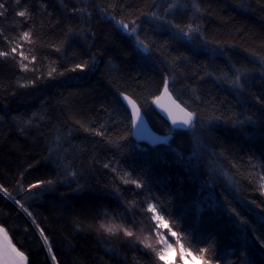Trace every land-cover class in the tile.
<instances>
[{"label":"trees","instance_id":"obj_1","mask_svg":"<svg viewBox=\"0 0 264 264\" xmlns=\"http://www.w3.org/2000/svg\"><path fill=\"white\" fill-rule=\"evenodd\" d=\"M143 2L144 0H122L125 5L133 7L140 6ZM159 2L167 3L169 0ZM9 3H12V0H9ZM21 3L32 11L35 32L43 41V44L38 42L35 45L37 66L39 67L41 62L47 64L49 60H61V55L47 45L61 37L67 24L79 25L80 21L65 14L61 0H21ZM42 3L48 5L47 12L42 9ZM64 3L69 7L77 6L75 0H64ZM204 5H210L212 10L202 21L206 35L209 40L228 41L234 60L248 57V53L244 51L246 48L264 51V12L257 8L256 0H204ZM13 8L14 3L12 8H9L7 18H0V28H3L10 38L30 26L28 22H24L26 26H21L23 18L16 17ZM254 8L256 11L251 10ZM117 18H120L119 15ZM128 18L131 17H126ZM57 19L61 21L59 25L56 24ZM91 27L95 33L94 38L89 37L87 43L75 38L72 47L64 53L70 58L66 66L76 62L71 59L73 51L85 60L89 58V53L96 55L98 65L91 72L69 73L56 80L41 81L36 89H23L17 81L23 83L34 78L33 74L19 69L16 61L0 58V113L6 114L5 120L0 121V183L8 187L13 196L21 200L33 213L37 223H40L53 242V249L61 264H76L77 261L80 264H150L152 253L149 251L146 255L147 250L138 244L135 237L124 238L123 233H120L116 237L98 239L94 232L81 231L73 223L77 213H85L91 220L95 216L103 219V213L107 212L116 217V223H123L134 231L135 236L141 239L151 238L153 226L151 214L146 211L147 203H156L158 210L161 204L167 206V212L171 213V216L163 212L161 215L168 222L170 231L179 234L177 240L186 249L196 254L197 246L188 235L189 230H194L201 240L215 239L218 253L223 257L221 264H226L227 261L236 262L238 258L240 264H243L240 253L244 251V238L246 236L255 242L254 237L250 230L241 234L235 217L227 211L225 197L232 207H236L242 215L259 227V215H249L247 208L254 209L256 213L264 212V208L251 204V201L264 204V193L258 190L257 183L249 185L244 178L247 172L244 165L247 164L248 157L253 156L257 160L264 158V126L259 122V106L252 108L248 113L256 114L255 124L241 128L217 122L219 127L215 135L218 140L214 146L218 150L225 149L227 159H217L214 187H210L213 181L208 179L203 163L196 172L198 179L194 180L177 157L178 151L184 152L185 156L190 155L187 147L190 133L181 129L169 132L171 124L151 104L152 97L159 94L162 86L160 70L148 59L149 53L136 44L135 37L129 36L114 21L102 18L98 13H94ZM142 27L144 30L140 31V38L143 40H156L162 44L169 39L167 34L159 33V30L154 31L155 26L152 24L145 23ZM233 44L237 47L232 48ZM196 45V41H172L168 51L174 56L181 53L190 54ZM29 47L25 44L26 54ZM7 48L6 42L0 36V50ZM211 56V52L199 55L194 64L207 62ZM155 58L158 61V53ZM110 62L121 70V76L136 78L121 80V91H126L142 106L144 101L149 102L151 106L148 108L147 118L155 131L162 135L171 134L169 142H161L152 147L136 142L131 135L126 147L118 151L109 145L104 137L84 131L75 123L80 120L85 126L91 123L92 127H99L109 121L106 136L115 139L117 134H125L127 115L119 108L118 102H124L116 94V82L109 83L115 74L109 73ZM218 63L223 65V60ZM248 66L252 67L251 64ZM253 76L255 79L251 91L259 93L264 88L260 80L261 73L256 71ZM194 79L195 77L188 83H192ZM183 83L184 81H181L177 84V91L173 92L182 104L191 99L187 90L181 88ZM202 91L205 98L215 97L218 102L227 97V102L232 104L236 111L242 110L232 96L213 87L211 82L203 85ZM12 92L16 94L12 95ZM42 101L45 102L47 119L41 121L38 127L20 131L12 117L19 114L28 116L33 111L42 110ZM105 109L112 112L111 117L106 114ZM224 114L232 113L225 109ZM121 119L124 124L115 123ZM57 127L61 129V134L66 133L68 129L72 130L70 143H64L63 148L69 149V159L72 155L77 157V167L83 165L87 171L88 166H91V171H87L86 175L91 187L74 193L61 185L55 192H45L42 197L25 200L24 197L28 193L18 194L15 187L19 173L28 169L25 173L26 179L22 181L25 187L28 183H34L37 178H47L54 174L52 163L44 157L47 156V145L56 135ZM113 157L120 162L122 169L132 173V179L145 182V188L139 189L134 184L123 185V198L115 193L102 194L101 186L112 180L110 171L102 165ZM231 161L241 165L239 172L231 167ZM29 165L34 167L29 168ZM225 172L227 175L223 174ZM230 176L236 183L229 181ZM84 182L81 180V183ZM72 187H75V184ZM61 193L65 195L61 196ZM152 197H156V200ZM169 200L171 204L168 203ZM133 201L136 203L133 204ZM176 221L181 223L177 224ZM0 224L8 228L16 246L29 256V264H53L50 257H47V249L42 247L43 241L35 225L31 224L30 218L14 201L4 197L2 192ZM256 235L261 233L257 232ZM167 237L172 239L169 235ZM247 260L250 264H264V251H261L258 243L255 249L249 252Z\"/></svg>","mask_w":264,"mask_h":264},{"label":"snow or ice","instance_id":"obj_2","mask_svg":"<svg viewBox=\"0 0 264 264\" xmlns=\"http://www.w3.org/2000/svg\"><path fill=\"white\" fill-rule=\"evenodd\" d=\"M256 2L257 8L261 12H264V0H256ZM12 3L15 5V8L12 9L15 16L23 18L21 26H26L24 22H28L30 26H27V30L19 31L12 38L4 33L3 28H0V36L3 37L8 46L7 50H0V58L16 61L19 69H22L25 73L31 72L33 74L34 78L27 79L23 83H20L19 80L17 81L19 87L23 89H36L39 87L41 81L56 80L67 76L69 73L91 72L97 67L98 60L94 54L89 53V58L85 60L79 58L78 54L73 51L71 59L76 62L71 63L70 66H66L69 64V56L64 55L72 47L75 38L84 40L87 43L89 37H95V33L91 27L94 13H98L102 18L106 17L109 21H114L129 36L135 37L136 44L143 51L149 53L148 59L157 65L161 74L160 84L162 90L159 91L158 95L152 97L151 104L159 107L171 120L169 132H172L175 128L186 129L190 133L187 145L190 155L185 156L184 152L178 151L177 157L185 169L192 174L194 180L198 179L196 172L199 165L203 163L208 179L213 181L210 187H214V176L217 174V159L220 157L227 159L226 150L223 148L218 150L214 146L218 140V137L215 135L219 127L217 122L241 128L249 124H255L257 123V120L254 119L256 114L249 115L248 113L252 108L259 106V122L264 126V88L259 93L251 91V86L255 79L253 76L254 72L259 71L261 73L260 80L264 84V51L246 48L244 51L248 53V57L243 60H234L232 49L228 47V41L220 39L209 40L202 21L212 10L210 5L207 7L204 5V0H169L167 3H161L159 0H144L142 5L135 7L125 5L122 3V0H99V2L98 0H75L77 6L69 7L67 3H64V0H61L65 14L78 19L80 24H67L66 30L61 33V37H58L56 42L47 45L53 48L57 54L61 55L63 63H61V60H49L47 64L41 62L39 67L36 63L35 45L38 42L43 44V41L40 40V37L35 32L36 25L32 23L34 19L33 13L28 6L22 5L21 0H12ZM12 3H9V0H0V18H7L9 8H12ZM41 7L47 12V4L42 3ZM16 9L20 10L17 11ZM251 10L256 11L255 8ZM118 15L120 18H117ZM126 17L131 18L126 19ZM60 23L61 21L57 19L56 24L59 25ZM145 23L154 25V31L159 30V33L167 34L169 39L165 40L162 44L156 40L141 39L140 31L144 30L142 26ZM184 40L197 42L196 47L191 49L190 54L181 53L174 56L168 51L172 41ZM25 44L30 46L27 54L24 50ZM89 47L91 46L89 45ZM235 47L237 45L233 44L232 48ZM206 52L212 53L208 61L194 64L196 57ZM157 53L159 54L158 61L155 58V54ZM44 59L47 60L46 57ZM220 60H223V65L218 63ZM249 64L252 67H249ZM112 72L115 74L112 75L109 83L116 82L117 96L126 101V104L119 102L118 104L119 108L127 115V123L124 124L122 119L115 122L117 124H124L125 134H117L115 139L106 136L105 132L109 121H105L99 127H92L91 123L85 126L80 120H76L75 123L84 131L104 137L109 145L119 151L126 147L130 136L133 134V130L136 132L141 130L145 117L148 115V108L151 105L148 101H144L142 106L132 99L126 91H121L123 85L120 84V81L136 79L135 77L121 76V70L117 66L111 65L110 62L109 73L111 74ZM193 77H195L193 82L188 83ZM181 81H184L181 84V88L186 89L187 93L191 96V99L184 101L183 104L173 97V92L177 91L176 85L180 84ZM209 82L212 83L213 87L221 89L232 96L236 104L241 106L242 110L236 111L233 105L227 102V97L225 100L219 102L215 97L205 98L202 88L203 85ZM195 85H200V87ZM11 94L15 95L16 93L12 92ZM41 108L42 110L33 111L28 116L19 114L12 117L20 131L23 132L25 129L38 127L41 121L47 119L45 102L43 101L41 102ZM225 109L230 110L232 114L225 115ZM105 112L111 117L112 112H109L108 109H105ZM217 112L221 114L217 115ZM5 118L6 114L0 113V121L5 120ZM71 132L72 130L68 129L66 133L61 134V129L57 127L56 135L52 137L47 145V156L44 159L49 160L53 165L54 174L52 176L37 178L34 183H28L27 187H25L22 181L26 179L25 173L28 172V169L19 173V179H17L15 187L18 194L28 193L24 197L25 200H32L33 197H42L45 192H55L61 185L74 193L83 191L86 187H91L86 180L87 171H91V166H88L87 171L83 165L77 167L75 163L77 157L72 155V158L69 159L71 155L69 149L63 148L64 143H70L69 137L71 136ZM36 163L38 164L39 161ZM32 167L34 165H29V168ZM102 167L109 170L112 175V180L100 188L101 193L104 195L115 193V195L123 198L122 186L128 184H134L139 189L145 188V182L140 179H132V173L126 169H122L120 162L115 157L104 163ZM231 167L239 172L241 165H238L235 161H231ZM244 167L247 170L244 178L248 181L249 185L257 183L258 190L264 193V158L257 160L255 157L249 156L247 164ZM223 174L227 175L226 172ZM81 180L85 182L81 183ZM229 181L236 183L232 180L231 176L229 177ZM73 184H75V187H72ZM33 189L37 191L33 192ZM0 192L3 193L4 197L14 201L20 210L30 218L31 224L35 225L36 231H38L42 238V247L47 249V257H50L53 264H61L53 249V242L45 233V229L40 226V223H37L36 217L29 208L21 200L16 199L12 192L9 191V188L5 187L3 183H0ZM64 195V193H61V196ZM152 199L156 200V197H152ZM147 201L148 197L146 196L145 202ZM225 201L227 211L235 217L241 234L249 230L253 234L255 242L245 236L242 245L244 251L240 253V256L243 257V264H250L247 256L250 251L255 249L256 243L261 246V251H264V212L256 213L254 209L247 208L249 215L254 217L259 215L260 217L259 227H256L236 207H232L231 202L227 201L226 197ZM132 203L135 204L136 202L133 201ZM168 203L171 204V200ZM251 204L256 205L257 208H264V204H257L256 201H251ZM146 211L151 214L150 220L155 222V244L158 247L154 246L148 238L141 239L135 236L134 231L125 227L123 223H116V217L110 216L107 212L103 213V219L95 216L91 220H89V217L85 213H77L73 223L81 231L94 232L98 239L116 237L120 233H123L124 238L135 237L138 244L147 250L145 252L146 255L149 251L152 253L150 264H158V262L174 264L170 259V255L175 245L170 243L169 238L160 231V229L168 228L161 213H167L168 216H171V213L167 212V206L163 204H161L158 210L156 203H147ZM176 223L180 224L181 221H176ZM257 232H260L261 235H256ZM178 235L176 231H171V236L177 237ZM188 235L192 243L197 246L196 254L193 255L191 250H186L184 245L181 244L179 248L181 259L186 257L196 259L198 257L201 264H221L223 257L218 253V247L214 238H210L208 241L201 240L194 230H189ZM0 264H29V256L12 242L8 228L4 227L3 224H0ZM76 264H80V262L77 261ZM184 264H188L186 259H184ZM226 264H240V260L238 258L236 262L227 261Z\"/></svg>","mask_w":264,"mask_h":264},{"label":"water","instance_id":"obj_3","mask_svg":"<svg viewBox=\"0 0 264 264\" xmlns=\"http://www.w3.org/2000/svg\"><path fill=\"white\" fill-rule=\"evenodd\" d=\"M173 97L175 99H177L174 95H173ZM132 99H134V98H132ZM123 102H124V104H126V101H123ZM153 106L158 111V113L161 116H163L171 124V120L167 117V114L164 111H162L159 107H157L155 104H153ZM129 111H130V108H129ZM183 130H186V129H183ZM132 137L138 143H145V144H148L149 146L153 147V146L160 144L161 142H169V140L171 139L172 136H171V134L162 135V134L158 133L157 131H155L153 129V127L151 126V124H150V122L146 116L144 124L141 127V130L139 132H136L135 130H133ZM12 242H13V240H12Z\"/></svg>","mask_w":264,"mask_h":264},{"label":"rangeland","instance_id":"obj_4","mask_svg":"<svg viewBox=\"0 0 264 264\" xmlns=\"http://www.w3.org/2000/svg\"><path fill=\"white\" fill-rule=\"evenodd\" d=\"M154 223L155 222L152 221L151 226H153V229L151 228V238H148V237H146V238L150 239V242H152L154 244V246L158 247V245L155 244V241H156L155 231H156V229L154 228ZM165 223L168 225V228L167 229H160V231L163 235L171 236V231L169 230L170 226L166 220H165ZM171 237H172V239L169 240V242L174 244L175 247H174V249L170 255V259L174 262V264H184V259L187 260L188 264H201V261L198 257L196 259H192L191 257H186L184 259H181V253H180L179 248H180V245L182 243H179V241L177 240V237H173V236H171ZM186 250H188V249H186ZM192 253H193V255H195L194 252H192Z\"/></svg>","mask_w":264,"mask_h":264}]
</instances>
